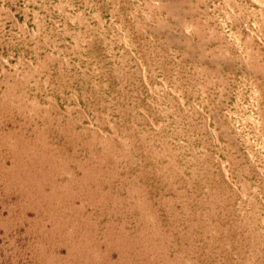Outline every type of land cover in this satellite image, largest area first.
I'll return each mask as SVG.
<instances>
[{"label":"rangeland","instance_id":"1","mask_svg":"<svg viewBox=\"0 0 264 264\" xmlns=\"http://www.w3.org/2000/svg\"><path fill=\"white\" fill-rule=\"evenodd\" d=\"M0 264H264V0H0Z\"/></svg>","mask_w":264,"mask_h":264}]
</instances>
